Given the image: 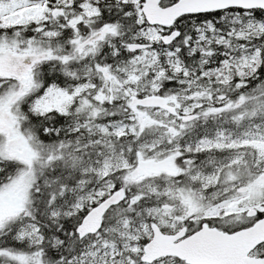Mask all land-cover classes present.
Here are the masks:
<instances>
[{"label": "snow or ice", "instance_id": "6c2138e0", "mask_svg": "<svg viewBox=\"0 0 264 264\" xmlns=\"http://www.w3.org/2000/svg\"><path fill=\"white\" fill-rule=\"evenodd\" d=\"M0 264H264V0H0Z\"/></svg>", "mask_w": 264, "mask_h": 264}]
</instances>
